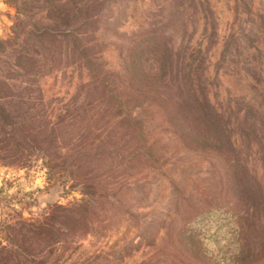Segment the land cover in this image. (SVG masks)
<instances>
[{
  "label": "rangeland",
  "instance_id": "obj_1",
  "mask_svg": "<svg viewBox=\"0 0 264 264\" xmlns=\"http://www.w3.org/2000/svg\"><path fill=\"white\" fill-rule=\"evenodd\" d=\"M145 32L166 48L144 69L181 104L178 61L204 53L195 92L264 195V0H4L0 264H177L182 217L230 200L216 134L185 144L131 85Z\"/></svg>",
  "mask_w": 264,
  "mask_h": 264
},
{
  "label": "trees",
  "instance_id": "obj_2",
  "mask_svg": "<svg viewBox=\"0 0 264 264\" xmlns=\"http://www.w3.org/2000/svg\"><path fill=\"white\" fill-rule=\"evenodd\" d=\"M165 48L159 37L147 32L134 40L127 55L131 85L140 97H148L160 109L158 112L185 144H196L200 148L204 143L200 136L214 132L216 142L205 148L224 157L227 181L233 185L231 198L224 204L200 209L194 207L182 217L175 233L169 235L170 254L177 264H264V223L261 221L264 218V195L253 188L246 179V172L242 173L239 168V161L233 155L235 148L211 109L206 85L199 88L200 95L195 92L194 81L201 85L205 80L202 62L207 58L198 48L185 53L178 61L180 68L175 83L188 84L191 94L189 101L181 104L166 94L173 81L150 80L157 76L144 69V58L165 57ZM183 67L184 73L181 72Z\"/></svg>",
  "mask_w": 264,
  "mask_h": 264
},
{
  "label": "crops",
  "instance_id": "obj_3",
  "mask_svg": "<svg viewBox=\"0 0 264 264\" xmlns=\"http://www.w3.org/2000/svg\"><path fill=\"white\" fill-rule=\"evenodd\" d=\"M3 4H4V0H0V8L2 7Z\"/></svg>",
  "mask_w": 264,
  "mask_h": 264
}]
</instances>
